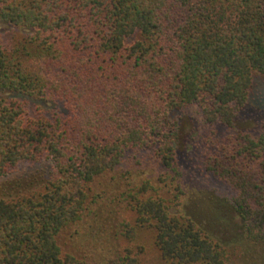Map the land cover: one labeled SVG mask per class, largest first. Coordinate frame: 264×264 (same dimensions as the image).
<instances>
[{"label":"trees","instance_id":"obj_1","mask_svg":"<svg viewBox=\"0 0 264 264\" xmlns=\"http://www.w3.org/2000/svg\"><path fill=\"white\" fill-rule=\"evenodd\" d=\"M0 24V93L11 94L0 98V180L52 167L36 190L0 196V264H90L57 237L88 213L94 183L141 151L174 193L149 180L122 191L120 264H233L250 246L264 262V117L238 127L264 80V0H0ZM189 108L202 174L230 193L208 208L235 224L231 247L179 211L171 114Z\"/></svg>","mask_w":264,"mask_h":264},{"label":"rangeland","instance_id":"obj_2","mask_svg":"<svg viewBox=\"0 0 264 264\" xmlns=\"http://www.w3.org/2000/svg\"><path fill=\"white\" fill-rule=\"evenodd\" d=\"M9 28L0 24V32ZM11 97V94L0 93V98ZM21 100L38 105L44 109L53 108L43 102L31 99ZM178 121L179 133L176 139V158L180 172L179 187L182 190L179 211H188L202 227L226 246L233 245L235 224L219 225L215 215L222 213V205L208 208L210 202L225 200L230 193L223 185L204 177L200 169L198 143L202 135V121L197 110L189 108L171 114ZM264 117V80L255 77L249 94L245 112L238 120L239 128H252ZM52 177L50 163L32 167H23L0 180V196L11 192V195L36 190ZM165 175L152 163L145 151L127 158L117 171L95 182L93 194L95 199L89 206L88 213L77 223L62 230L57 237L59 246L68 253L83 259L90 264H120L119 256L123 244L117 235V225L125 215L124 204L119 195L125 189L149 180L161 191L174 193V184L164 180ZM161 179H163L162 182ZM221 211V210H220ZM186 214V213H185ZM222 220L221 217H219ZM231 243V244H230ZM233 264H264L260 258V248L250 246L232 254ZM150 264H160L150 261Z\"/></svg>","mask_w":264,"mask_h":264}]
</instances>
